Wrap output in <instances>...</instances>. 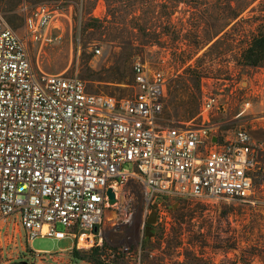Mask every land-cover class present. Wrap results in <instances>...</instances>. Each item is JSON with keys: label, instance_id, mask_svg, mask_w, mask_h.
<instances>
[{"label": "rangeland", "instance_id": "1", "mask_svg": "<svg viewBox=\"0 0 264 264\" xmlns=\"http://www.w3.org/2000/svg\"><path fill=\"white\" fill-rule=\"evenodd\" d=\"M83 1L23 0L15 9L0 3V18L24 35V13L47 4L52 9L50 39L29 41L36 69L77 74L92 91L132 95L136 59L161 69L167 94L158 123L209 126L221 137L233 136L240 126L247 128L259 149L254 189L246 198L153 195L150 201L137 192L130 201L123 187L119 205H108L94 240L81 243V238L77 245L73 235H39L28 242L25 229L16 227L15 245L10 241L13 232L6 238L3 231L10 263L137 264L139 258L140 264H264V63L238 62L226 51V40L196 62L224 31L231 30L229 37L238 40L264 22V0H95L87 10ZM95 44L101 46L98 54ZM189 52L193 56L184 61ZM200 64L210 71L198 82L195 65ZM186 82L191 92H185ZM194 93L198 112L188 113L185 100ZM210 94L220 105L209 109L204 120L201 103ZM95 244L116 248L106 247L98 261L74 256V245ZM30 247L49 252L36 257Z\"/></svg>", "mask_w": 264, "mask_h": 264}, {"label": "built area", "instance_id": "2", "mask_svg": "<svg viewBox=\"0 0 264 264\" xmlns=\"http://www.w3.org/2000/svg\"><path fill=\"white\" fill-rule=\"evenodd\" d=\"M23 16L24 35L0 18V221L23 227L28 242L73 235L79 245L101 231L109 186L117 205L123 187L130 201L137 192L147 201L251 195L259 149L247 128L221 137L209 126L159 124L167 80L142 59L133 63L132 95L89 90L77 74L39 72L29 41L50 39L52 9L41 3ZM215 105V95L203 97L204 120ZM30 248L40 258L49 252ZM6 249L0 239V264H11Z\"/></svg>", "mask_w": 264, "mask_h": 264}, {"label": "trees", "instance_id": "3", "mask_svg": "<svg viewBox=\"0 0 264 264\" xmlns=\"http://www.w3.org/2000/svg\"><path fill=\"white\" fill-rule=\"evenodd\" d=\"M21 2H23V0H0V3L3 5V7H6L7 9H15L18 6V4H20ZM94 3H95V0H85V2L83 1V6H85V9L87 10L91 8V6H93ZM235 15H238V13ZM230 32L231 30L230 31L226 30L222 34H220L209 45L208 49L205 50L202 55L197 56L196 62H198L202 58H205V56H207L208 53L213 48H216V46H219L221 42H225L226 40L228 44V48L226 49V51L232 52L233 55L235 56L234 59L237 60L238 62L245 63V64H251V65H259V64L264 63V22H258L255 25V27L249 30V33L246 34L245 38H241V39L238 38V40H235V38L229 37ZM199 45L200 43H196V46L199 47ZM192 56H193L192 52H189L188 54L184 53V57H182V59L184 61L185 60L187 61V59ZM213 58L214 57H212L211 60ZM200 65H195V67H198L197 68L198 72L196 75V79L198 82L202 76L206 75V73L210 71L208 70L209 66H205V65L202 66V64ZM121 79H124V77H121ZM184 89H185V92L192 91L187 82L185 84ZM185 103L187 105L185 109L188 113H193L195 111L198 112L197 109L199 107L197 105L199 103H198L197 95L195 93L192 94L191 97L188 96V98L185 100ZM106 247H109L111 249L116 248L114 246H104V245H99V244H95L91 246L90 248H78L76 245H74L73 254L74 256L79 257V258H86L92 261H98L99 257H101L103 253H105ZM13 264H21V263L15 262Z\"/></svg>", "mask_w": 264, "mask_h": 264}, {"label": "crops", "instance_id": "4", "mask_svg": "<svg viewBox=\"0 0 264 264\" xmlns=\"http://www.w3.org/2000/svg\"><path fill=\"white\" fill-rule=\"evenodd\" d=\"M9 230H11L12 232H13V237H12V240L10 239V241H13L14 243H15V245H18V242H17V235H15V238H14V228H12L11 227V225L9 224V222H7V221H4V220H1L0 221V239H1V241H2V243L6 246V251L4 250V255L5 256H9V250H8V245H9V243H4V241H3V239H2V233H3V231H4V235L9 231ZM17 234V233H16ZM10 235H11V233H10ZM5 237L7 238V236L5 235ZM7 240V239H6ZM33 240V239H32ZM7 242V241H6Z\"/></svg>", "mask_w": 264, "mask_h": 264}, {"label": "water", "instance_id": "5", "mask_svg": "<svg viewBox=\"0 0 264 264\" xmlns=\"http://www.w3.org/2000/svg\"><path fill=\"white\" fill-rule=\"evenodd\" d=\"M107 193H108V196H109V202L110 203H113V202H115L117 200V197L115 195V191H114L112 186H109L107 188Z\"/></svg>", "mask_w": 264, "mask_h": 264}, {"label": "bare ground", "instance_id": "6", "mask_svg": "<svg viewBox=\"0 0 264 264\" xmlns=\"http://www.w3.org/2000/svg\"><path fill=\"white\" fill-rule=\"evenodd\" d=\"M131 184H134V181H132ZM118 195H119V194H118ZM109 218H111V219L114 218V214H113V213H110V214H109ZM84 236H85V235L81 236L82 239L80 238V239H81V243H84ZM80 239H79V240H80Z\"/></svg>", "mask_w": 264, "mask_h": 264}, {"label": "flooded vegetation", "instance_id": "7", "mask_svg": "<svg viewBox=\"0 0 264 264\" xmlns=\"http://www.w3.org/2000/svg\"><path fill=\"white\" fill-rule=\"evenodd\" d=\"M21 264H26L25 261L24 262H21Z\"/></svg>", "mask_w": 264, "mask_h": 264}]
</instances>
